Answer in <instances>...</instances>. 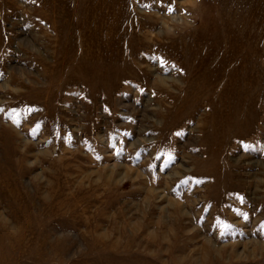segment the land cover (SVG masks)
Returning <instances> with one entry per match:
<instances>
[{
	"label": "rangeland",
	"instance_id": "1",
	"mask_svg": "<svg viewBox=\"0 0 264 264\" xmlns=\"http://www.w3.org/2000/svg\"><path fill=\"white\" fill-rule=\"evenodd\" d=\"M0 264H264V0H0Z\"/></svg>",
	"mask_w": 264,
	"mask_h": 264
},
{
	"label": "bare ground",
	"instance_id": "2",
	"mask_svg": "<svg viewBox=\"0 0 264 264\" xmlns=\"http://www.w3.org/2000/svg\"><path fill=\"white\" fill-rule=\"evenodd\" d=\"M207 56V55H206ZM202 57V56H201ZM204 59V58H203ZM209 60H210V58H209ZM210 65V64H209ZM216 65V64H215ZM219 68V67H218ZM205 75V74H204ZM199 76H201V74H199ZM211 76V75H210ZM192 79V78H191ZM213 80V79H212ZM256 91V90H255ZM243 100V99H242ZM240 101V100H239ZM217 104V103H216ZM221 105L222 104H220V107H221ZM227 107V106H226ZM235 107V106H234ZM236 107H238V106H236ZM217 109V108H216ZM215 110V109H214ZM226 110V109H225ZM238 110V109H237ZM239 110H241V109H239ZM246 110V109H245ZM218 111V110H217ZM235 111V109L233 110V112ZM242 111V110H241ZM248 112V111H247ZM238 114V113H237ZM212 115H213V113H212ZM244 115H245V113H244ZM228 116V115H227ZM240 116V115H239ZM238 116V117H239ZM210 117H212V116H210ZM237 117V118H238ZM244 117V116H243ZM245 119H247V117H244ZM252 118V117H251ZM244 119V120H245ZM249 121V120H248ZM247 121V122H248ZM255 121V120H254ZM243 122V121H242ZM245 122V121H244ZM217 123V122H216ZM219 123V122H218ZM256 123H257V121H256ZM220 127V126H219ZM217 130H218V128H216ZM238 132L235 134V137H237V136H240V135H245V134H247V135H249L250 134V129H249V127H247V126H245V127H238ZM252 129L253 130H255V128H253V126H252ZM257 129V128H256ZM221 130V129H220ZM256 131V130H255ZM254 131V132H255ZM221 132V131H220ZM228 133V132H227ZM224 135H225V131H224ZM233 135V134H232ZM226 137H228V136H226ZM234 137V138H235ZM229 138V137H228ZM241 138V137H240ZM237 139V138H236ZM253 139V138H252Z\"/></svg>",
	"mask_w": 264,
	"mask_h": 264
}]
</instances>
